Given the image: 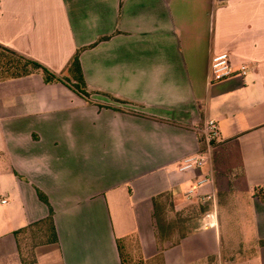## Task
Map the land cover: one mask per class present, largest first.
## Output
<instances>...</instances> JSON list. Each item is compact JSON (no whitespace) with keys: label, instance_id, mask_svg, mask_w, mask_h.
<instances>
[{"label":"crops","instance_id":"obj_1","mask_svg":"<svg viewBox=\"0 0 264 264\" xmlns=\"http://www.w3.org/2000/svg\"><path fill=\"white\" fill-rule=\"evenodd\" d=\"M0 45L90 93L0 82V264H264V0H0Z\"/></svg>","mask_w":264,"mask_h":264},{"label":"trees","instance_id":"obj_2","mask_svg":"<svg viewBox=\"0 0 264 264\" xmlns=\"http://www.w3.org/2000/svg\"><path fill=\"white\" fill-rule=\"evenodd\" d=\"M80 52L77 51L72 57L65 74L57 75L42 63L0 45V82L40 74L46 84L63 83L79 95L89 98L90 93L81 67ZM39 196L48 203L43 193L39 192Z\"/></svg>","mask_w":264,"mask_h":264},{"label":"built area","instance_id":"obj_3","mask_svg":"<svg viewBox=\"0 0 264 264\" xmlns=\"http://www.w3.org/2000/svg\"><path fill=\"white\" fill-rule=\"evenodd\" d=\"M248 72L247 65H242L238 71H236L231 63L229 54L223 53L220 55H216L213 57L211 62V82H221L226 79H229L235 75L245 76ZM205 140L208 144H211L219 139V130L217 123L214 120H209L205 124ZM205 164V158L201 155L198 157H192L186 160L185 165L181 168L182 170L185 169H192V168H200ZM207 180H203L198 183L200 186L201 184L205 183ZM5 202V201H3ZM218 226V216L215 211L208 212L205 214L203 218V227L206 229L209 228H217Z\"/></svg>","mask_w":264,"mask_h":264},{"label":"rangeland","instance_id":"obj_4","mask_svg":"<svg viewBox=\"0 0 264 264\" xmlns=\"http://www.w3.org/2000/svg\"><path fill=\"white\" fill-rule=\"evenodd\" d=\"M162 201H164V203H166V206L162 209V211H166V213L163 212L162 216L167 217L169 215L168 210H171L170 207H168L169 200H168V198H166V199L163 198ZM173 213H175V212H173ZM173 215L175 217L171 221V224H173L172 228L175 227V229L177 230V235L181 236V235L185 234L187 232V229H189L192 225L186 224V222H185L188 219V216H183L181 214H173ZM170 230H171V228H170ZM163 237L165 238V235H163Z\"/></svg>","mask_w":264,"mask_h":264}]
</instances>
